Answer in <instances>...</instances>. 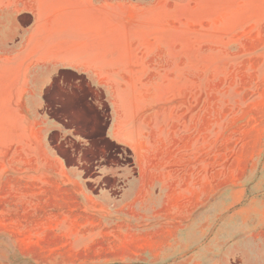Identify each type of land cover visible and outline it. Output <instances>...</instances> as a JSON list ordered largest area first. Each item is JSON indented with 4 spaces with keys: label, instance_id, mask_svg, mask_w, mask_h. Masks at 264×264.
Instances as JSON below:
<instances>
[{
    "label": "rangeland",
    "instance_id": "1",
    "mask_svg": "<svg viewBox=\"0 0 264 264\" xmlns=\"http://www.w3.org/2000/svg\"><path fill=\"white\" fill-rule=\"evenodd\" d=\"M195 11L189 77L172 81L166 111L187 134L153 153L172 182L175 169L186 168V206L121 203L127 177L113 174L134 157L103 137L109 109L94 93L93 106L80 112L51 111L68 135L53 131L48 139L81 177L99 176L102 164L109 174L97 182L113 189L114 201L95 202L86 185L70 183L69 201L30 215L20 161L0 158V264H241L229 253L243 238L248 257L264 264V0H189V13Z\"/></svg>",
    "mask_w": 264,
    "mask_h": 264
},
{
    "label": "crops",
    "instance_id": "2",
    "mask_svg": "<svg viewBox=\"0 0 264 264\" xmlns=\"http://www.w3.org/2000/svg\"><path fill=\"white\" fill-rule=\"evenodd\" d=\"M189 14L198 15L189 13V0H0V158L20 161L21 191L27 194L22 201L34 209L30 215L69 201L70 183L86 185L85 196L95 202L114 201L113 189L97 182L109 174L102 164L99 176L81 177L78 166L67 165L48 139L53 131L68 135L51 111L67 106L80 112L83 104L93 106L94 93L109 109L103 137L134 157L133 165L113 174L127 177L121 203L186 206V168L175 169L179 178L172 182L153 153L169 137L187 134L180 120L166 118V111L171 110L172 81L188 79V48L197 47L189 41ZM246 240H236L229 257L260 264L242 248Z\"/></svg>",
    "mask_w": 264,
    "mask_h": 264
},
{
    "label": "trees",
    "instance_id": "3",
    "mask_svg": "<svg viewBox=\"0 0 264 264\" xmlns=\"http://www.w3.org/2000/svg\"><path fill=\"white\" fill-rule=\"evenodd\" d=\"M133 164H134V162H133Z\"/></svg>",
    "mask_w": 264,
    "mask_h": 264
}]
</instances>
